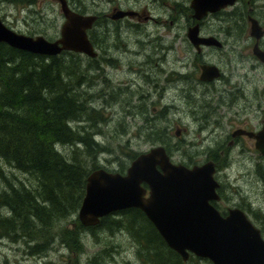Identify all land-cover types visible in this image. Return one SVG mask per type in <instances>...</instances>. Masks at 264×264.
<instances>
[{"label":"rangeland","instance_id":"374dc122","mask_svg":"<svg viewBox=\"0 0 264 264\" xmlns=\"http://www.w3.org/2000/svg\"><path fill=\"white\" fill-rule=\"evenodd\" d=\"M87 3L93 4L92 0ZM103 4L107 6L106 3ZM260 4L262 3H256L258 6ZM261 8L264 10V5L259 10ZM156 13L163 16L160 9ZM0 16L16 31L33 35L41 33L50 39L59 35L64 20L55 0H0ZM226 26H230L233 33L228 41L222 30ZM107 27L109 30L106 29L105 36L104 28L95 26L98 36H101L104 43L108 42V47L100 51L95 46L100 69L95 70L97 77L93 79L94 83L83 84L81 90L87 92L90 100L88 111H92L91 108H104L108 119L102 123L95 122L97 129L89 125L85 117L72 122L73 125L86 126L87 129L91 127L95 140L110 146L111 150L96 156L97 162L104 167L119 169V162L125 164L130 161L126 156L130 149L140 152L158 143L152 142L147 133L150 130L147 126L152 123L154 130L164 127L170 129V135L163 134L162 137L172 146L171 159L188 164L190 161L203 162L208 159L209 153L216 147H219L221 158H225L223 144L230 137V131L243 125L254 128L264 118V63L252 56L254 39L248 30L241 31L242 35L239 36L233 19L228 21L214 18L204 21V28L213 30L225 43L223 48H205L206 56L214 60L223 72V76L214 82L210 90H203L191 78L195 69L194 51L185 38L186 20L180 19L177 23L168 18L148 21L143 24V29L138 28L136 31L121 28L114 32L110 23ZM119 33L123 38L118 37ZM157 35H161V43L166 46L159 48L153 43L147 44L149 38L154 40ZM233 38L239 42L233 43ZM104 58L111 62H105ZM144 60H158L160 67H164L167 73L171 69H179L181 76L166 79L163 70L158 78L162 94L152 93L149 87L152 84L146 83L132 72V66H137ZM94 67L96 66L88 67V75L94 71ZM221 100L229 102L222 103L217 111H209L207 103H220ZM130 103L135 105L130 107ZM153 105L156 110L151 109ZM160 109L168 111L165 117L145 121L146 115L150 118L156 117ZM176 127L180 129L178 134ZM123 128L126 131L123 132ZM251 142L248 137L241 138V144L238 143L232 148L233 158H230L229 163L221 167L216 164L215 176L221 183L227 184L229 194V198L222 196L219 206L226 210L228 206H248V202H251L252 209L264 215V157L257 153ZM57 147L62 151L71 149L68 145ZM241 147L250 152V160L241 153ZM0 166L5 174L13 172L17 177L27 180L26 174L11 167L1 158ZM247 215L258 224L264 236V222L259 223L251 211ZM63 223L73 226L76 222L69 218ZM61 228L58 225L56 229L60 231ZM93 232H81L80 251L61 246L58 241L44 257L38 256L40 254L29 255L18 243L0 239V264L4 260L7 261L6 264H44L46 260L57 264H76V261H80L79 264H152L145 257L138 256L139 246L133 242L128 229L111 225L110 229H102L101 226L93 228ZM184 264L213 263L206 257L191 254Z\"/></svg>","mask_w":264,"mask_h":264},{"label":"trees","instance_id":"16d2710c","mask_svg":"<svg viewBox=\"0 0 264 264\" xmlns=\"http://www.w3.org/2000/svg\"><path fill=\"white\" fill-rule=\"evenodd\" d=\"M233 20L239 28H246L244 16ZM89 33L93 45L98 47L101 36L95 28ZM97 62L98 56L78 51L45 55L0 41V158L27 176L26 180L13 172L7 175L0 166V239L18 243L29 255L44 257L58 241L61 246L80 251L82 231L94 233L93 228L110 229L113 225L129 230L133 242L139 246L140 258L143 256L152 264H184L181 255L167 245L138 207L108 213L97 224L89 226L77 217L86 176L92 169L103 166L96 156L111 150L106 143L95 140L91 127L72 123L85 117L97 129L95 122L108 119L104 108L88 111L90 100L87 92L81 90L83 84L94 83L95 70L100 69ZM105 62L111 61L105 59ZM90 65L96 67L88 75ZM167 113L160 111L152 118L146 115L145 121L161 119ZM153 126V123L147 126L152 142L164 144L170 154L172 146L162 137L170 135V129L154 130ZM99 132L103 133L101 127ZM57 145H68L71 149L62 151ZM218 148L211 150L208 157L221 167L225 165V158H221ZM138 153L130 149L126 156L131 160ZM129 162H119L120 168L116 170L124 171ZM193 163L198 162L188 164ZM227 187L221 183L218 188L226 198L229 197ZM240 206L251 211L259 223L264 222L262 213ZM69 218L75 220L73 226L64 225ZM58 225L62 226L60 231L56 229ZM44 264L57 263L46 260Z\"/></svg>","mask_w":264,"mask_h":264},{"label":"water","instance_id":"95a60500","mask_svg":"<svg viewBox=\"0 0 264 264\" xmlns=\"http://www.w3.org/2000/svg\"><path fill=\"white\" fill-rule=\"evenodd\" d=\"M233 2L193 0L192 5L200 18L208 10ZM60 3L64 20L56 38L16 31L0 17V41L45 55L73 50L95 56L97 52L87 29L93 25L96 15L73 10L66 0ZM248 20L249 34L256 39L252 51L264 61V49L257 41L264 34V28L256 17L249 15ZM198 28L195 23L187 31L193 44H219L214 36L199 37ZM200 67L202 80L218 76L215 64L203 63ZM236 132L252 136L255 147L264 154V123L258 131L240 128ZM215 171L216 164L211 158L186 165L172 161L165 146L155 144L139 152L124 172L104 167L92 169L86 176L77 215L82 224L94 225L108 213L138 207L167 245L184 260L192 252L209 258L214 264H264V238L260 228L240 207H230L222 214L212 202L220 198Z\"/></svg>","mask_w":264,"mask_h":264},{"label":"flooded vegetation","instance_id":"af4514ba","mask_svg":"<svg viewBox=\"0 0 264 264\" xmlns=\"http://www.w3.org/2000/svg\"><path fill=\"white\" fill-rule=\"evenodd\" d=\"M56 3L59 4L60 10H61V3L60 0H55ZM68 5L75 11L80 12V13H89V14H95L96 18L93 23V25L87 30L88 35H90L89 31L90 29L95 28L96 25L102 26L104 28V35L106 33V29L109 30L107 27L108 24L110 23L112 25V29L114 32L118 29H126V30H134L136 31L138 28L143 29V24L148 21H159L161 19H166L168 18L171 22L177 23V20L184 19L187 21V27H186V32H185V38L188 40V46H190L193 49V54H194V75L191 76V78L197 83L200 84L203 90H210L211 87L214 86V82L218 80L220 77L223 76L222 69L220 66L214 62V60H210L208 56L205 54V48H211V49H217V48H223L224 47V41L218 37L215 32L209 28H204V21L208 19H227L228 21H231L232 19H240V17L243 18L244 16V22L246 24V28H239L238 23H236V26L239 30L237 33L239 36L242 35V32H245V30H248L249 33V20L248 16L252 15L256 17L259 21V23L262 25L264 28L263 24V12L264 10L261 8L259 10V7L264 5V0H234L233 3H227L224 6H221L215 10H208L206 13H204L200 18L196 16V9L192 5L193 0H92L93 4L88 5V0H66ZM103 3H106L107 6ZM256 3H262L260 6L256 5ZM103 4V5H102ZM160 9L161 12H163V16L156 13V10ZM129 11V13H126L124 15H120L118 11ZM62 13V11H61ZM118 15V16H116ZM134 19H137V21ZM198 23L199 28L197 31V34L199 37H204V36H214L218 41L219 44H206V43H199L198 46L193 44L187 37V31L189 26H192L193 24ZM244 25V24H243ZM243 29V31L241 30ZM60 30V29H59ZM224 32L227 35V41L230 40V37H232L233 33L231 32V28L225 27ZM242 31V32H241ZM250 35V34H249ZM106 36V35H105ZM251 36V35H250ZM119 38H123L121 34H118ZM161 35H157V37L152 40V38H149L147 40V44L151 45L153 43L156 45V47H164L166 45H163L161 43ZM251 38L254 39L252 46L254 42L256 41L255 37L251 36ZM106 40V38H105ZM231 41L233 43H238L239 41L235 38H233ZM258 44L259 47L264 49V34H262L258 38ZM101 44L98 46V49L100 51L105 50L108 47V42L104 43V40L102 41L101 39ZM126 43H124V46ZM153 45V47H154ZM95 46V45H94ZM118 47V44L116 45ZM191 49V50H192ZM252 56L257 59L259 62L264 63V61L260 60L252 51ZM151 61L153 63H151ZM203 63H212L215 64L218 69L219 73L218 76H214L210 80H202L200 78V73H201V64ZM134 67V70H132L133 73L137 75L138 78H142L146 83L152 84L148 85L151 89V92H157L159 95L162 94V88H160L158 84V78L162 71L164 70V73L166 75V79H170L173 77H180V70L179 69H171L166 72L165 68L160 67L158 60H144L141 61L137 66H132ZM190 76V74H187ZM165 88V86H164ZM215 88V87H214ZM225 91V90H223ZM229 102L227 100H221L220 103H207L206 106L209 109V111H217L220 108V105L222 103ZM135 105V103H130V107ZM152 110H156V106H152ZM158 111H164L163 109L158 110ZM208 115H210L208 113ZM264 123V118L261 119L260 124L258 126H255L254 128H249L246 127L245 125L235 127L230 131V137L225 141L223 144V147L225 145V165L226 166L229 163L230 158L232 159L233 156L231 155L232 153V148L236 144H241L240 139L244 137H248L252 142L251 145L254 146L255 148V139L252 136H249L246 133H238L236 132L240 128H244L247 130H252V131H258ZM247 125V124H246ZM179 127H176V134L179 132ZM227 138V136H226ZM158 144V143H155ZM152 144L151 146L155 145ZM150 146V147H151ZM149 147V148H150ZM250 148V145L247 146ZM241 153L246 157L247 159H251L250 152L245 151L244 147L240 148ZM257 153L259 155H264L255 148ZM220 186V185H219ZM227 198H229L227 196ZM222 196H220L219 199L215 201L219 205L220 201L222 200ZM214 202V201H213ZM233 206H238L241 209H243L246 213L247 210L241 207L240 205H233ZM233 206H228L226 210L220 209L222 214H225L227 210L230 207ZM245 208H250L251 207V202H248V206H245ZM189 258V257H188Z\"/></svg>","mask_w":264,"mask_h":264},{"label":"bare ground","instance_id":"6f19581e","mask_svg":"<svg viewBox=\"0 0 264 264\" xmlns=\"http://www.w3.org/2000/svg\"><path fill=\"white\" fill-rule=\"evenodd\" d=\"M68 4V3H67ZM72 9V8H71ZM94 49L96 50V47L94 46ZM83 53V52H82ZM86 54V53H85ZM86 55H88V54H86ZM96 55H97V53H96ZM95 55V56H96ZM88 56H90V55H88ZM95 65V64H94ZM116 212V211H115ZM84 225V224H83ZM89 226V225H88Z\"/></svg>","mask_w":264,"mask_h":264}]
</instances>
